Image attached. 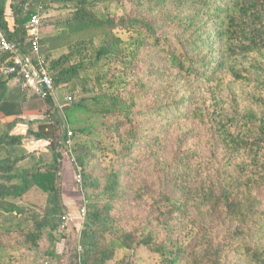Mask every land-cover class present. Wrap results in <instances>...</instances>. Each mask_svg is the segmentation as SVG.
Listing matches in <instances>:
<instances>
[{
    "label": "trees",
    "instance_id": "trees-1",
    "mask_svg": "<svg viewBox=\"0 0 264 264\" xmlns=\"http://www.w3.org/2000/svg\"><path fill=\"white\" fill-rule=\"evenodd\" d=\"M7 1L0 31L26 55L29 0L9 2L11 28ZM54 1L71 11L54 23L57 38L102 33L53 58L42 53L39 30L52 92L72 101L70 124L84 110L100 129L66 130L52 93L39 100L0 76V264H29L24 255L47 264L41 243L54 246L67 209L64 160L78 180L66 148L85 203L76 264H108L117 249H146L158 264H264V0ZM112 3H130L134 14L113 17ZM7 59L1 54L0 65ZM100 65L107 70L90 81ZM76 92L93 95L73 103ZM146 97L156 103L140 106ZM39 115L49 121L13 133L23 117ZM28 137L48 143L49 161L23 148Z\"/></svg>",
    "mask_w": 264,
    "mask_h": 264
},
{
    "label": "rangeland",
    "instance_id": "rangeland-1",
    "mask_svg": "<svg viewBox=\"0 0 264 264\" xmlns=\"http://www.w3.org/2000/svg\"><path fill=\"white\" fill-rule=\"evenodd\" d=\"M11 0L7 1V5H9V2ZM39 2H42L43 10L40 11L41 13V26L39 28L40 32L43 34V39L41 42V51L45 54H50L53 58L58 57L60 54L65 52V48L70 43L79 40V39H85V38H91V37H99L101 36V32L97 33V31H88L85 33H79V34H72L69 35L66 38L62 37H56V32H60L62 27L55 25L54 23L59 20V22L64 21L68 18H70L71 11L64 9L63 5L54 1V0H29L28 6L31 9V11H35L37 8V5ZM31 3H33L31 5ZM110 13L113 17H120L124 14H134L133 6L129 3L127 5L123 4H116L112 3L110 4ZM9 14V12H8ZM204 22H202V27H204ZM49 25L48 27H44ZM43 29V32L41 31ZM49 36V37H46ZM44 54V55H45ZM107 70V65H100L95 70L91 71L90 81L94 78L93 74L95 72H103ZM109 72H111V69L109 67ZM86 76V74H85ZM144 78L150 82L153 81L154 77H152L148 73H144ZM94 81V80H93ZM14 82H10V84L13 85ZM151 83V82H150ZM78 86L80 87L82 82H77ZM11 85V86H12ZM90 87V86H89ZM88 87V88H89ZM152 89H157L158 84L156 82L152 85ZM184 89L183 87L181 88ZM31 91V90H30ZM34 92L31 91V94ZM54 103L56 107V113L58 115V118L62 120L63 123H65L66 130L70 131L72 127L74 126H82L87 127V130H99L100 128L97 126V123L95 124V121L98 122V118L91 117L90 114H87L84 112V110H75L72 112L70 120L74 122L73 124H70L69 119L67 117V110L71 109L73 106L71 104V98L66 96L64 100L60 101V99L57 97L55 92H52ZM93 93H77L73 96V103L79 102L81 98H88L92 96ZM39 99V98H38ZM154 97H150L147 99L144 98L140 101V106L148 107L151 106V104H155L156 101H154ZM41 100V99H39ZM177 100V99H176ZM84 103V102H83ZM41 107L45 109V106L43 107V103L40 101ZM49 118L48 116H25L23 117L24 124L17 126L13 133L19 134V135H26L27 130L34 129L36 130V127L38 124L48 122ZM148 121V120H147ZM160 127V126H158ZM143 128V127H141ZM146 128V126L144 127ZM59 133H57L58 135ZM23 148L28 152L32 153L34 158H37L41 156L44 160L49 161L51 158V152L48 149V143L46 141H36L33 138H26L23 140L22 143ZM66 146H69V142L66 143ZM67 150H64L63 157L66 158L69 163L72 165V167L75 168V175L79 177V182H76L75 178L73 177L72 185H73V195L75 194L76 201H72L71 205H67L68 203L64 202V205L66 206V211L63 213V222L58 227L57 231L54 233V238L57 240V242L54 244V246H50V243L48 240H43L41 243V249H40V256L39 259L43 260L47 264H76L75 261V255L79 251L78 248V237L80 232V227L83 222V219L80 217V210L81 208H84V201H83V195L78 190V188L81 186V178L79 175V169L75 165L74 158L70 152V148H66ZM35 160H28L26 162H23L21 164V168L29 167ZM74 161V162H73ZM68 164V163H67ZM96 171L101 172L99 168H96ZM77 185V186H76ZM67 185H62L63 188L66 189ZM63 197L65 198V195L63 193ZM63 198V200H64ZM78 198V199H77ZM74 200V199H73ZM27 209L30 208V206L24 204ZM146 206V205H145ZM145 206H142V210H145ZM139 212V206L137 208H134V213ZM142 216L146 214V212H139ZM53 252L54 257L53 258H43V253L45 251ZM23 256L22 259L25 260L24 262L27 263H33L36 259L32 255ZM127 259L129 264H158V257L149 252L146 249H139L136 252L126 251L117 249L114 255V258L109 261L108 264H115L117 261L121 259Z\"/></svg>",
    "mask_w": 264,
    "mask_h": 264
},
{
    "label": "built area",
    "instance_id": "built-area-1",
    "mask_svg": "<svg viewBox=\"0 0 264 264\" xmlns=\"http://www.w3.org/2000/svg\"><path fill=\"white\" fill-rule=\"evenodd\" d=\"M42 2H39L25 26L30 38V50L22 55L17 43L10 42L0 31V55L7 54L8 59L0 65V76H13L21 81L23 88H30L38 98H44L47 92L52 93V82L46 72L44 60L40 55L39 28L41 26ZM68 132V137L70 136ZM68 143V142H67ZM77 182H79V177ZM85 216L81 208L80 217Z\"/></svg>",
    "mask_w": 264,
    "mask_h": 264
},
{
    "label": "crops",
    "instance_id": "crops-1",
    "mask_svg": "<svg viewBox=\"0 0 264 264\" xmlns=\"http://www.w3.org/2000/svg\"><path fill=\"white\" fill-rule=\"evenodd\" d=\"M8 12H9V14H8ZM5 20L7 21L8 27L11 28L12 21L10 18V10H9L8 5L6 6V10H5ZM63 169H64L62 172L63 183H64V186L67 185L66 189L63 188V192L65 195L64 201L66 203H68V204H66V206H67V205H71L72 201H76V198H73V197H75V194L73 195V192H72V189H73V185H72L73 171H72V168L67 164V162L65 160L63 163Z\"/></svg>",
    "mask_w": 264,
    "mask_h": 264
}]
</instances>
